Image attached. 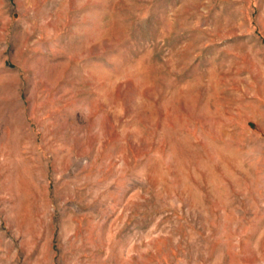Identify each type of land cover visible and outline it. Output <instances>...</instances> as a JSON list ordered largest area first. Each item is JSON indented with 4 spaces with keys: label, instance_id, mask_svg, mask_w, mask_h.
Instances as JSON below:
<instances>
[{
    "label": "rangeland",
    "instance_id": "obj_1",
    "mask_svg": "<svg viewBox=\"0 0 264 264\" xmlns=\"http://www.w3.org/2000/svg\"><path fill=\"white\" fill-rule=\"evenodd\" d=\"M0 264H264V0H0Z\"/></svg>",
    "mask_w": 264,
    "mask_h": 264
}]
</instances>
